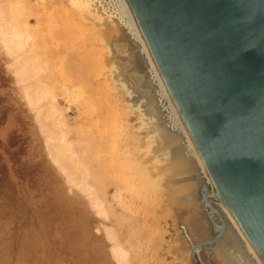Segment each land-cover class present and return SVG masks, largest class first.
Instances as JSON below:
<instances>
[{
    "label": "rangeland",
    "instance_id": "374dc122",
    "mask_svg": "<svg viewBox=\"0 0 264 264\" xmlns=\"http://www.w3.org/2000/svg\"><path fill=\"white\" fill-rule=\"evenodd\" d=\"M9 4L12 7H0L3 8L1 13L4 11V14H11L8 18L0 13V24L3 26L9 20L4 25L5 30L2 27L5 32L6 28L10 31L9 26L13 24V28L10 27L13 35L8 32L6 34H9L12 43L14 40L15 43L11 44L12 47L17 45L14 47L17 51L10 48L9 52H15L6 53L2 47L5 43L0 41V47L4 49L0 50V186H3L2 189L0 187V191H3V194L0 192V264H33L31 258L30 261L26 260L31 254L39 258V261H35L36 264H83L82 254L87 251L89 260H95L93 251L97 249L102 250L110 262L119 264L112 256L111 248L115 241H112L110 234L117 231L119 234L116 232L114 239L119 238V242L129 227L130 230L133 228L131 232L136 237L131 238V243L136 248L134 252H139L134 253L137 259H133L134 254L131 253V264H203L196 247L204 245L203 248L207 251L208 247L213 246L204 243L207 244L208 240H213L218 235L221 223H217L216 218L213 219L207 203L201 205L195 196L192 199L195 198L199 212L206 217L203 234H195L189 230L192 212L183 218L176 213L175 203L180 202L188 207L189 198L178 192L170 160L173 153L159 130L156 116L147 114L150 110L146 106L149 99L138 91L141 90L139 77L134 79L131 75H135L129 71L134 53L130 52L133 46L129 44V32L125 26L116 17L91 15L88 7L80 0H12L7 5ZM2 17L6 18V22ZM16 28L19 31L16 32ZM24 34L30 38L27 40ZM18 39L23 42L18 43ZM19 47H23L21 50L24 49V52H20ZM16 52L20 56L23 54L22 61L19 62L25 63L21 65L18 62L16 66L19 69L26 66V73L31 72L32 81L30 77L27 81L28 76L25 77V74L21 76V81L24 82L20 83V74L12 65ZM13 53L16 54L13 55L14 59L10 56ZM23 59L28 62L23 63ZM24 83L31 90H27V87L23 92ZM33 83L37 91L33 89ZM28 91L37 100V104L33 100L36 105L30 103L31 95H27L30 101L26 97ZM136 98L140 99L137 105L134 102ZM39 110H43V114ZM50 135L54 141L49 140V144L46 138ZM162 144L168 148L167 154H170L167 155V161L156 153V150L164 147ZM51 152L53 153L50 154ZM53 159H59L58 162L55 161L57 165ZM64 162L66 167L58 166L60 163L64 165ZM64 168L70 170L68 172L74 175L73 182L77 180L75 183L78 185L70 181ZM90 174H94V179ZM102 187H105L104 191ZM192 191L193 195L199 192L202 198L198 189ZM96 202H103L104 208H100L107 211V215L99 212ZM110 203L112 205L107 206ZM108 207L113 213H117L113 214L114 219L107 218L112 217L108 216ZM125 220L128 222L125 223ZM110 227L115 228L112 230ZM182 244H186V248L182 249ZM211 251L212 247L208 254Z\"/></svg>",
    "mask_w": 264,
    "mask_h": 264
},
{
    "label": "water",
    "instance_id": "95a60500",
    "mask_svg": "<svg viewBox=\"0 0 264 264\" xmlns=\"http://www.w3.org/2000/svg\"><path fill=\"white\" fill-rule=\"evenodd\" d=\"M126 1L211 183L264 262V0Z\"/></svg>",
    "mask_w": 264,
    "mask_h": 264
},
{
    "label": "bare ground",
    "instance_id": "6f19581e",
    "mask_svg": "<svg viewBox=\"0 0 264 264\" xmlns=\"http://www.w3.org/2000/svg\"><path fill=\"white\" fill-rule=\"evenodd\" d=\"M10 1H12V0H0V7H3L4 5H6V6H10V4L9 5H7L8 3H10ZM73 1V0H72ZM81 1V3H84V5L85 6H87L86 8L89 10V12L90 13H92L91 15H97V16H102V18H103V16H105V15H107V16H109V18L110 17H116L124 26H125V28L127 29V31L129 32V38H128V41H130V45H132L133 47L130 49V52H132V54L134 53V58H133V60H132V62H131V66L129 67L130 69H129V71H130V73H132V74H134L135 76H133V75H131L134 79H136V78H138V80H140L141 81V83H140V89L141 90H139L138 89V91H139V93L140 92H143L142 94L144 95V97L145 98H148L149 100L147 101L148 102V104L146 105V106H149V108H150V110H149V113L147 112V114H151V116L153 117H155L156 116V119H157V121H158V127H159V130L160 131H162L161 133L163 134V137L164 138H166L167 139V143H168V148L169 149H171V153H173V157L170 159V160H172V163H173V167H174V169L172 170V174H173V177H174V181H175V183L178 185V186H176L175 185V183L172 181V183H174V186H176V187H178L177 189H178V192L180 193V195H183L184 197H188L189 199H188V202H187V204H188V207L185 205H182L180 202H176V200H175V209H177V215L179 214V216L181 217V218H183V217H185V215L186 214H188L189 212H192V215H193V217H191L192 218V222L190 223V225L188 226V228H189V230H191V232H195V234H203V232L205 231V221H206V217H204L205 215L204 214H201L200 212H199V208L197 207V203H195L194 202V199H192V196L194 197H196V199H198V201L200 202V204L202 205V203H207V207L210 209V211H211V215H213V219L214 218H216L215 219V221L218 223V222H220L221 223V226H219V232H220V230H221V227H222V225L224 224L225 225V228H226V230H225V233H224V236L222 237V240L219 242V243H217L218 241L216 240V237H214V238H212L213 240H208L207 241V244L206 243H204L205 245H213V246H210V247H212V251H211V254H210V252H209V254H208V250H209V248L210 247H208L206 250L207 251H205V248H203L204 247V245H201V246H203V247H200V246H197L196 248H197V253L199 254H197L198 255V257L200 258V260H202V262H203V264H264V262L262 261V259L260 258V256L258 255V253L256 252V250L254 249V247L252 246V244L250 243V241L248 240V238L246 237V235L244 234V232L242 231V229L239 227V225L236 223V221L233 219V217L231 216V214L229 213V211L227 210V208L225 207V205H224V203L222 202V200H221V198H220V196L218 195V193H217V191L215 190V188H214V186H213V184L211 183V181H210V179H209V177H208V175H207V173H206V171H205V169H204V167H203V165H202V163H201V161H200V159H199V156H198V154H197V152H196V150H195V148H194V146H193V144H192V142H191V140H190V138H189V136H188V134H187V132H186V130H185V128H184V126H183V124H182V122H181V120H180V118H179V115H178V113H177V111H176V109H175V107H174V105H173V103H172V100H171V98H170V96H169V94H168V92H167V90H166V88H165V86H164V84H163V81H162V79H161V77H160V75H159V73H158V71H157V69H156V67H155V64H154V62H153V60H152V58H151V56H150V54H149V52H148V50H147V47H146V45H145V43H144V41H143V39H142V37H141V34H140V32H139V30H138V28H137V25H136V23H135V21H134V18H133V16H132V13H131V11H130V8H129V6H128V3H127V1L126 0H80ZM107 1H108V3L110 4V2H111V6L110 5H108V3H107ZM110 1V2H109ZM12 3V2H11ZM75 5V4H74ZM77 5V4H76ZM5 6V7H6ZM13 6H15V5H13ZM83 6V5H82ZM112 6H114L113 8H112ZM10 7H12V6H10ZM110 8H112V10H110ZM6 9H8L7 7H6ZM5 9V10H6ZM11 9V8H10ZM80 9H83V8H80ZM0 10H3V8H1ZM9 11V10H8ZM85 12H86V10H85ZM88 12V13H89ZM1 13V12H0ZM2 13L4 14V11H2ZM1 13V14H2ZM9 13V12H8ZM13 14V13H12ZM5 16L7 15L6 14V12H5V14H4ZM11 14H8L7 15V17L9 18V16H10ZM13 16V15H12ZM11 16V17H12ZM88 16V15H87ZM89 16H90V14H89ZM14 17H16L15 15H14ZM14 17L12 18V19H14ZM2 18H4V17H2ZM35 18H36V16H35ZM5 19L6 18H4V21H5ZM11 19V18H10ZM51 19V18H50ZM105 19V18H104ZM2 20V19H1ZM17 20H19V19H17ZM31 20V19H30ZM36 20H37V22H38V19L36 18ZM55 20V19H54ZM7 21L9 22V20L7 19ZM11 21H13V20H11ZM21 21H23V20H21ZM40 21V20H39ZM6 22V21H5ZM7 22V23H8ZM18 22V21H17ZM53 22V21H52ZM51 22V23H52ZM1 23V22H0ZM7 23H3L4 25L5 24H7ZM14 23H15V21H14ZM21 23V22H20ZM19 23V24H20ZM113 23V22H112ZM22 24V23H21ZM24 24V23H23ZM22 24V25H23ZM95 24V23H94ZM4 25L2 26L1 24H0V41H1V43H5L4 44V46H2V47H4V49H5V51H6V53H7V51H8V53H12L14 50H16V48H14V47H16V46H14V47H12L13 45L12 44H14L15 42H14V40H13V43L10 41V39H9V34H6V32H8V33H11L10 35H13V33L11 32L12 30H11V28H13L12 26H13V24L11 25V24H9V25H11V26H9V29H10V31H8L7 30V28H6V32L5 31H3V28L2 27H4ZM26 25V24H25ZM8 25H6V27H7ZM20 26V25H19ZM19 26H16V27H19ZM28 25H26V27H27ZM50 26V25H49ZM11 27V28H10ZM21 27V26H20ZM19 27V28H20ZM34 28V27H33ZM20 29H22V27L20 28ZM57 29H59V28H57ZM4 30H5V27H4ZM15 31L16 30H18L17 28L16 29H14ZM19 31V30H18ZM14 32V31H13ZM17 32V31H16ZM52 32H54V31H52ZM58 31L56 30V33H57ZM62 32L63 31H61V34H62ZM68 32V31H67ZM19 33V32H18ZM28 33V32H27ZM59 33V32H58ZM15 34V33H14ZM26 34V33H25ZM25 34H24V37H25ZM16 35V34H15ZM32 35V34H31ZM34 35V34H33ZM32 35V36H33ZM55 36H58V35H56V34H54ZM64 35H65V33H64ZM18 36L19 37H21L19 34H18ZM17 36V37H18ZM35 36V35H34ZM49 36V35H48ZM13 37H15V36H11V38H13ZM46 37H47V35H46ZM27 40L30 38H27V37H25ZM34 38H36V37H34ZM24 39V38H23ZM38 39V38H37ZM68 39V38H67ZM27 40H25V41H27ZM34 40V39H33ZM71 40V39H70ZM3 41V42H2ZM20 41H22V40H20ZM19 41V39H18V43H21ZM50 41V40H49ZM54 41V40H53ZM17 42V41H16ZM23 42V41H22ZM32 42V41H31ZM35 42V41H34ZM33 42V43H34ZM9 43V44H8ZM12 43V44H11ZM17 43V44H18ZM33 43H31V44H33ZM53 43V42H52ZM11 44V45H10ZM23 44V43H22ZM27 44V42H25V45ZM29 44V43H28ZM114 44V43H113ZM121 44H125V43H121ZM6 45V46H5ZM11 47H10V46ZM34 45H36V43L34 44ZM22 46V45H21ZM33 46V45H32ZM40 46V45H39ZM25 47V46H24ZM30 47H31V45H30ZM35 47V46H34ZM1 48V47H0ZM14 49L12 52H9V51H11V49ZM21 48H23V47H21ZM21 48L19 47V49H20V52L21 51H23L24 52V49H22L21 50ZM32 48V47H31ZM30 48V50H32ZM3 48H1L0 50H4ZM7 49V50H6ZM26 50V49H25ZM17 51V50H16ZM19 51V50H18ZM15 52V51H14ZM39 52V51H38ZM5 53V54H6ZM29 53V52H28ZM37 53V52H36ZM126 53V52H125ZM125 53H122V54H125ZM9 54V55H10ZM17 54V56L15 57V59H14V57H13V55H16ZM16 54H12V55H10V56H12V58L14 59V63L12 64L13 65V68H14V70L18 73V74H20V77L21 76H24L25 74V77H27L26 78V80L28 79V80H30L31 79V81L33 80V78H31V72H29L30 73V75H28L29 73H26L27 72V70H25V68H26V66L24 67V68H22L23 66H21V68L19 69V67L18 66H16L17 65V63L19 62V61H22V55L20 56V54L18 53V52H16ZM26 54V53H25ZM72 54H74V53H72ZM121 54V53H120ZM8 55V54H7ZM30 55H31V53H30ZM26 57V56H25ZM32 57V56H31ZM28 58V57H27ZM75 58V57H74ZM82 58V57H81ZM81 58H79V59H81ZM26 59V58H25ZM11 60V59H10ZM10 60H8L9 61V63H10ZM119 60H121V59H119ZM12 62H13V60H11ZM40 61V60H39ZM43 61V60H42ZM24 62H28V61H24V59H23V63ZM32 62H34V61H32ZM41 62V61H40ZM20 63V62H19ZM45 63V62H44ZM118 63V62H117ZM21 65H24V64H22V63H20ZM28 64V63H27ZM26 64V65H27ZM77 64V63H76ZM79 64H80V62H79ZM127 64H128V62H127ZM10 65V64H9ZM19 65V64H18ZM40 65H42V64H40ZM129 65H130V63H129ZM128 65V66H129ZM80 66H81V64H80ZM17 67V68H16ZM38 67V66H37ZM83 68V67H82ZM42 69H43V67H42ZM85 69V68H84ZM87 69V68H86ZM29 70H30V68H29ZM39 70H41V68L39 69ZM122 70V69H121ZM31 71V70H30ZM34 71V70H33ZM89 72V71H88ZM37 73H38V71H37ZM128 73V72H127ZM43 74V73H42ZM85 74V73H84ZM35 75H36V73H35ZM39 76V75H38ZM44 76V75H43ZM81 76V75H80ZM122 76V75H121ZM25 77H23V79L25 78ZM29 77H30V79H29ZM33 77V76H32ZM7 78V77H6ZM121 78V77H120ZM21 79H22V77L19 79L20 80V83H22V82H24V80H22L21 81ZM41 79H42V76H41ZM5 80V79H4ZM27 80V81H28ZM118 80H119V78H118ZM120 80H122V79H120ZM137 80V81H138ZM7 81V80H6ZM39 81H41V80H39ZM139 81V82H140ZM26 82V81H25ZM41 82H43V81H41ZM124 83L126 82V80L125 81H123ZM1 83V82H0ZM5 83V82H4ZM47 83V82H46ZM50 84V83H49ZM22 85V84H21ZM48 85V84H47ZM125 85V84H124ZM5 86V85H4ZM32 86V85H31ZM141 86H143L142 88H141ZM25 87V88H24ZM28 87V88H27ZM25 86V83H24V85H23V89H24V91L23 92H25L26 90V88H27V90H29V88H30V90H31V87H29V86ZM35 87H34V83H33V89H34ZM38 89H39V87H38ZM42 89V88H41ZM35 90H36V88H35ZM37 91V90H36ZM133 92V91H132ZM27 94H25L26 95V97L29 99L31 96V101H30V99H29V101H30V103H32L33 102V104L36 102V104H37V100H34L33 99V97H34V95L32 94H29V93H31L30 91H28V92H26ZM32 93H34V91L32 90ZM27 95H31L30 97L29 96H27ZM42 95V94H41ZM132 95V94H131ZM140 95V94H139ZM10 96H11V94H10ZM142 96V95H141ZM141 96H139V98H141ZM37 97V96H36ZM2 98V97H1ZM14 98V97H13ZM51 98V97H50ZM131 98V97H130ZM133 98V97H132ZM5 99V98H4ZM43 99V98H42ZM137 99V98H136ZM35 102H34V101ZM40 100V99H39ZM48 101V100H47ZM50 101V100H49ZM52 101V100H51ZM142 101V100H141ZM40 102H42L41 100H40ZM135 103H136V105L140 102V99H137L136 101H134ZM36 104H34V105H36ZM38 104H39V102H38ZM55 104V103H54ZM53 104V105H54ZM58 104V103H57ZM31 105V104H30ZM40 105V104H39ZM12 106V105H11ZM46 106V105H45ZM48 106V105H47ZM42 107H43V105H42ZM118 107V106H117ZM22 108V107H21ZM36 108V107H35ZM34 108V109H35ZM61 108V107H60ZM44 109V108H43ZM46 109H48L49 110V108H46ZM53 109H54V107H53ZM147 109V108H146ZM7 110V109H6ZM51 110H52V107H51ZM137 110H139V109H137ZM39 111H41L42 112V114H43V110H39ZM148 111V110H147ZM28 112V111H27ZM52 112V111H51ZM50 112V113H51ZM38 113H40V112H38ZM4 114V113H3ZM42 114H41V116H42ZM123 114V113H122ZM151 116L149 117L150 119H151ZM46 117V116H45ZM65 117V116H64ZM144 118V117H143ZM66 119V118H65ZM149 119V120H150ZM155 119V120H156ZM17 120V119H16ZM21 120V119H20ZM47 120V119H46ZM152 120H154V118H152ZM154 120V121H155ZM50 121V120H49ZM58 121V120H57ZM16 122V121H15ZM129 122V121H128ZM149 122V121H148ZM23 123V122H22ZM28 123V122H27ZM30 123V122H29ZM36 123V122H35ZM46 123V122H45ZM51 123V122H50ZM25 124V123H24ZM23 124V125H24ZM152 124V123H151ZM47 125V124H46ZM45 126V125H44ZM15 128V127H14ZM50 128V127H49ZM48 128V129H49ZM153 128V127H152ZM51 130H53V129H51ZM58 131V130H57ZM42 132V131H41ZM49 132H50V129H49ZM54 132H55V130H54ZM10 133V132H9ZM60 133V132H59ZM156 133H158L157 131H156ZM44 134V133H43ZM64 134V133H63ZM70 134V133H69ZM30 135V134H29ZM52 135V134H51ZM49 136V137H47L46 139V141L50 144V142H49V140L52 142V141H54L52 138V136ZM53 135H57V134H54L53 133ZM11 136V135H10ZM134 136V135H133ZM57 137H58V135H57ZM56 137V138H57ZM154 137V136H153ZM11 138V137H10ZM23 138V137H22ZM43 138V137H42ZM163 138V139H164ZM35 139V138H34ZM82 139H83V137H82ZM143 139V138H142ZM25 140V139H24ZM68 140H70V139H68ZM77 140V139H76ZM156 140H157V138H156ZM7 141H8V139H7ZM56 141V140H55ZM84 141V140H83ZM153 141V140H152ZM44 142H45V139H44ZM46 142V143H47ZM62 142V141H61ZM79 142V141H78ZM81 142V141H80ZM146 142V141H145ZM45 143V144H46ZM47 143V144H48ZM64 143V142H63ZM77 143V142H76ZM84 143V142H83ZM31 144V143H30ZM46 144V145H47ZM74 144V143H73ZM161 144V143H160ZM164 144H166V143H164ZM164 144H162L163 146H164ZM74 145H76V144H74ZM108 145V144H107ZM114 145V144H113ZM78 146H79V144H78ZM88 146V145H87ZM149 147V146H148ZM42 148V147H41ZM50 148V147H49ZM89 148V147H88ZM168 148L167 147H161L158 151L156 150V153H158L157 155H158V157H161L162 159H164V161H167L168 160V158H167V155H170V154H167V152H166V150H168ZM43 149V148H42ZM104 149V148H103ZM40 150V149H39ZM23 151V150H22ZM51 151V150H50ZM50 151H48V153L50 152ZM55 151V150H54ZM28 152V151H27ZM53 152H51L50 154H52ZM147 153V152H146ZM82 154H84L83 152H82ZM34 155V154H33ZM85 155V154H84ZM156 155V156H157ZM17 156V155H16ZM49 156V155H48ZM151 156V155H150ZM155 156V157H156ZM25 157V156H24ZM50 157H51V155H50ZM23 158V157H22ZM45 158V157H44ZM63 158H65V157H62L61 159L62 160H65V159H63ZM55 159H57V157L55 158ZM84 159V158H83ZM151 159V158H150ZM59 160V159H58ZM58 160H55L56 162H58ZM156 160V159H155ZM177 160V161H176ZM53 161H54V159H53ZM54 161V163L56 164V162ZM67 161V160H66ZM85 161V160H84ZM176 161V162H175ZM60 162V161H59ZM68 162V161H67ZM95 162V161H94ZM93 162V163H94ZM156 162H157V160H156ZM163 162V161H162ZM35 163V162H34ZM65 164L63 165L62 163H60L58 166H60L61 165V167L62 166H65L66 165V162H64ZM171 163V164H172ZM175 163V164H174ZM2 164V163H1ZM18 164V163H17ZM58 164V163H57ZM56 164V165H57ZM154 164V163H153ZM69 165V164H68ZM86 165V164H85ZM155 165V164H154ZM88 166H90V165H88ZM151 166V165H150ZM66 167V166H65ZM104 167V166H103ZM166 168V167H165ZM65 169V168H64ZM167 169H170V168H168V166H167ZM166 169V170H167ZM4 170V169H3ZM60 170V169H59ZM66 170V172L68 173V178L70 179V181L71 182H73V180H74V175H71V173H69L68 171H70L69 169H65ZM162 170V169H161ZM63 171V170H62ZM6 172V171H5ZM46 172V171H45ZM75 172V171H74ZM93 172V171H92ZM1 173V172H0ZM24 173V172H23ZM27 173V172H26ZM25 173V174H26ZM29 173V172H28ZM63 173H65V172H63ZM66 173V174H67ZM70 174V175H69ZM74 174V173H73ZM95 174V173H94ZM94 174H90V175H92V177H93V175ZM169 174V173H168ZM1 175V174H0ZM19 175V174H18ZM37 175V174H36ZM100 175H101V173H100ZM25 176V175H24ZM38 176V175H37ZM77 175H75V177H76ZM3 177V176H2ZM8 177V176H7ZM6 177V178H7ZM31 177V176H30ZM91 177V176H90ZM89 177V178H90ZM5 178V177H4ZM24 178V177H23ZM19 179V178H18ZM28 179V178H27ZM76 179V178H75ZM93 179H94V177H93ZM127 179V178H126ZM138 179V178H137ZM170 180V179H169ZM77 180H75L73 183H75ZM99 181H100V179H99ZM133 181V180H132ZM68 182V181H67ZM81 182V181H80ZM136 182V181H135ZM142 182V181H141ZM170 182V181H169ZM27 183V182H26ZM51 183V182H50ZM79 183V182H78ZM82 183V182H81ZM129 183V182H128ZM133 183V182H132ZM76 185H78L77 183H75ZM80 184V183H79ZM95 184V183H94ZM99 184V183H98ZM103 184H105L104 182H103ZM108 184V183H107ZM133 184H135V183H133ZM137 184H138V182H137ZM4 185V184H3ZM21 185V184H20ZM55 185V184H54ZM141 185V184H140ZM172 185V184H171ZM34 186V185H33ZM81 186V185H80ZM99 186V185H98ZM105 186V185H104ZM132 186V185H131ZM1 187V186H0ZM79 187V186H78ZM85 188H88V186L87 185H85L84 186ZM133 187H134V185H133ZM142 187V186H141ZM194 187V188H193ZM3 188V186L1 187V189ZM103 188V191H104V189H105V187H102ZM143 188V187H142ZM161 188H163L162 186H161ZM7 189V188H6ZM22 189V188H21ZM44 189V188H43ZM48 189V188H47ZM144 189V188H143ZM156 189V188H155ZM193 189H198L200 192H201V194H202V198H201V196L199 195V192H198V194H196V193H194V195H193ZM89 190V189H88ZM101 190V189H100ZM137 190V189H136ZM7 191H8V189H7ZM37 191V190H36ZM90 191H92V190H90ZM102 191V193H104ZM140 191V190H139ZM1 192V191H0ZM3 192V191H2ZM1 192V193H2ZM56 192V191H55ZM82 192V191H81ZM145 192H146V190H145ZM12 193V192H11ZM30 193V192H29ZM47 193V192H46ZM86 193V192H85ZM87 193H88V191H87ZM127 193V192H126ZM152 193H154V192H152ZM3 194V193H2ZM52 194H53V192H52ZM51 194V195H52ZM91 194V193H90ZM135 194V193H134ZM146 194H147V192H146ZM77 195V194H76ZM87 195V194H86ZM92 195V194H91ZM105 195V194H104ZM136 195H137V192H136ZM142 195V194H141ZM174 195V194H173ZM199 195V196H198ZM204 195H205V198H204ZM34 196V195H33ZM39 196V195H38ZM50 196V195H49ZM149 196H150V194H149ZM175 196V195H174ZM4 197V196H3ZM17 197V196H16ZM48 197V196H47ZM83 197V196H82ZM91 197V196H90ZM89 197V198H90ZM98 197H99V195H98ZM172 197V196H171ZM32 198V197H31ZM34 198V197H33ZM49 198V197H48ZM78 198V197H77ZM85 198V197H84ZM92 198H94V197H92ZM100 198V200L102 199L101 197H99ZM150 198V197H149ZM176 198H178V196L176 197ZM182 198V197H181ZM40 199V198H39ZM119 199V198H118ZM175 199V198H174ZM26 200V199H25ZM45 200V199H44ZM97 200V199H96ZM104 200V199H103ZM102 200V201H103ZM129 200H130V198H129ZM132 200V199H131ZM28 201V200H27ZM51 201V200H50ZM50 201H49V203H50ZM99 201V200H98ZM134 201V200H133ZM149 201V200H148ZM180 201V200H179ZM196 201V200H195ZM19 202V201H18ZM54 202V201H53ZM100 202V201H99ZM99 202H96L95 203V206L97 205L99 208L101 207V208H104V207H102V204H103V202H102V204H100ZM129 202V201H128ZM144 202V201H143ZM198 202V203H199ZM6 203V202H5ZM15 203V202H14ZM52 203V202H51ZM91 203H92V200H91ZM34 204V203H33ZM38 204H39V202H38ZM131 204V203H130ZM13 205V204H12ZM27 205V204H26ZM91 205H93V204H91ZM107 205V204H106ZM106 205H104V206H106ZM110 205H112L111 203L109 204V205H107V206H109L110 207ZM145 205V204H144ZM210 205L213 207V210L210 208ZM43 206V205H42ZM52 206V205H51ZM94 206V205H93ZM130 206V205H129ZM132 206V205H131ZM50 207V206H49ZM108 207V209L110 210V213L108 212V214H110V215H108V216H112V217H107V218H113V214L115 213H113L111 210V208H109ZM141 207V206H140ZM24 208V207H23ZM52 208V207H51ZM50 208V209H51ZM98 208V209H99ZM99 209L100 211V213H107V211H104V209L102 210V209ZM129 208V207H128ZM138 208V207H137ZM174 208V207H173ZM26 209V208H25ZM36 209V208H35ZM45 209V208H44ZM48 209V208H47ZM90 209V208H89ZM133 209H134V207H133ZM6 210V209H5ZM13 210V209H12ZM20 210V209H19ZM37 210V209H36ZM35 210V211H36ZM108 210V211H109ZM7 211V210H6ZM21 211V210H20ZM45 211V210H44ZM113 211H116L114 208H113ZM138 211V210H137ZM10 212V211H9ZM13 212V211H12ZM53 212V211H52ZM136 212V211H135ZM203 212V211H202ZM2 213V212H1ZM28 213V212H27ZM49 213V212H48ZM63 213V212H62ZM105 213V214H106ZM204 213V212H203ZM100 215V214H99ZM107 215V214H106ZM105 215V216H106ZM115 215H117V213H115ZM114 215V217H117V216H115ZM214 215H215V217H214ZM4 216H6V215H4ZM10 215H8V217H9ZM52 216V215H51ZM55 216V215H54ZM104 216V215H103ZM134 216V215H133ZM139 216V215H138ZM178 216V217H179ZM7 217V218H8ZM100 217V216H99ZM130 217V216H129ZM132 217V216H131ZM57 218V217H56ZM102 218V217H101ZM104 218V217H103ZM118 218V217H117ZM46 219V218H45ZM51 219V218H50ZM99 219V218H98ZM108 219V220H109ZM114 219V218H113ZM31 220V219H30ZM107 221V220H106ZM105 221V222H106ZM118 221H119V218H118ZM118 221L116 222V220H115V222L116 223H118ZM122 221V223H124L123 221L124 220H121ZM126 221L127 220H125V223H126ZM3 222V221H2ZM17 222V221H16ZM15 222V223H16ZM51 222V221H50ZM108 222V221H107ZM106 222V223H107ZM128 222V221H127ZM24 223H25V220H24ZM23 223V224H24ZM32 223V222H31ZM46 223V222H45ZM110 223V222H109ZM112 223H114V222H112ZM115 223V224H116ZM121 223V222H120ZM25 225V224H24ZM43 225V224H42ZM47 225V224H46ZM49 225V224H48ZM51 225V224H50ZM108 225V224H107ZM112 225V224H111ZM116 225H118V224H116ZM115 225V226H116ZM125 225V224H124ZM16 226H18V225H16ZM20 226V225H19ZM22 226V225H21ZM101 226V225H100ZM105 227H107L106 226V224L104 225ZM108 226H110V224L108 225ZM114 226V225H113ZM120 226H121V224H120ZM127 226V225H126ZM128 226H130V225H128ZM127 226V227H128ZM149 227V226H148ZM110 228H112V227H110ZM113 228H115V227H113ZM112 228V230H114ZM130 228V227H129ZM129 228H127L126 230H125V233H124V237L122 238V240H119V242H118V239L117 240H115L114 238H115V234H116V232H115V234L114 233H112V234H110L111 235V239H112V241H115V243L112 245V248H111V252H112V256H114V258H115V260H116V262L117 263H119V264H131V253L132 254H134L136 251V248H135V246H133V244L131 243V238L134 236V233H132L131 232V230L133 229H129ZM14 229V228H13ZM49 229V228H48ZM59 229V228H58ZM63 229V228H62ZM122 229V228H121ZM123 229H125V226H124V228ZM10 230V229H9ZM19 230V229H18ZM17 230V231H18ZM26 230V229H25ZM106 230V229H105ZM104 230V231H105ZM107 230H109V229H107ZM59 231V230H58ZM57 232V231H56ZM100 232V231H99ZM114 232V231H113ZM218 232V233H219ZM13 233V232H12ZM28 233V232H27ZM105 233H106V231H105ZM118 233V232H117ZM16 234V233H15ZM25 234V233H24ZM40 234V233H39ZM39 234H38V237H40L39 236ZM114 234V235H113ZM119 234V233H118ZM7 235V234H6ZM14 235V234H13ZM62 235V234H61ZM117 235V234H116ZM48 236V235H47ZM104 236H106V235H104ZM121 236V235H120ZM138 236V235H137ZM218 236V235H217ZM11 237V236H10ZM13 237V236H12ZM107 237V236H106ZM134 238H136L135 236H134ZM203 238V237H202ZM59 239V238H58ZM120 239H121V237H120ZM107 240H109L110 241V239L108 238ZM133 240H135V239H133ZM15 241V240H14ZM13 241V242H14ZM93 241V240H92ZM108 241V242H109ZM217 241V242H216ZM37 242V241H36ZM30 243V242H29ZM63 243V242H62ZM134 243V242H133ZM184 243V242H183ZM6 244H7V242H6ZM9 244V243H8ZM32 244V243H31ZM43 244V243H42ZM61 244V243H60ZM4 245V244H3ZM39 245V244H38ZM41 245V244H40ZM185 245L186 244H182L180 247L183 249L184 247H185ZM10 246V245H9ZM44 246V245H43ZM42 246V247H43ZM110 246V245H109ZM65 247V246H64ZM180 247H179V249H180ZM31 248V247H30ZM186 248V247H185ZM5 249V248H4ZM25 249H26V247H25ZM28 249H29V247H28ZM33 249V248H32ZM106 249V248H105ZM109 249V248H108ZM135 249V250H134ZM16 250V249H15ZM15 250H13V251H15ZM38 250V249H37ZM186 250V249H185ZM12 251V252H13ZM36 251V250H35ZM35 251H33L34 253H35ZM110 251V250H109ZM135 251V252H134ZM10 252V251H9ZM86 252V253H85ZM82 255H83V259H82V263L83 264H112L113 263V261H111L110 262V260H108L105 256H104V252L102 251V250H95V251H93L94 252V254H95V257H96V259L94 260V259H91L90 258V260H89V255H88V252L87 251H85ZM183 252V251H182ZM15 253V252H14ZM25 253V252H24ZM51 253V252H50ZM69 254V253H68ZM109 255L111 254V253H108ZM135 254H139V252L138 253H135ZM135 254L133 255V259H134V257H135ZM137 256V255H136ZM8 257V256H7ZM11 257H13L12 255H11ZM44 257V256H43ZM45 257H46V255H45ZM111 257V256H110ZM5 258V257H4ZM31 258V261H33V264H36V262L35 261H39V258H37V256L34 254H31V257H28V258H26V260L27 261H30L29 259ZM136 258V257H135ZM111 259V258H110ZM137 259V258H136ZM135 259V260H136ZM4 260V259H3ZM61 260V259H60ZM113 260V259H112ZM30 263V262H29ZM114 264V263H113ZM116 264V263H115Z\"/></svg>",
    "mask_w": 264,
    "mask_h": 264
}]
</instances>
